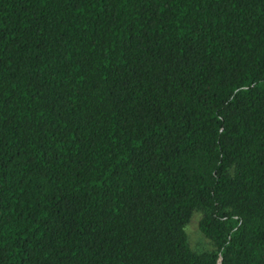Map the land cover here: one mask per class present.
Listing matches in <instances>:
<instances>
[{
  "label": "trees",
  "instance_id": "trees-1",
  "mask_svg": "<svg viewBox=\"0 0 264 264\" xmlns=\"http://www.w3.org/2000/svg\"><path fill=\"white\" fill-rule=\"evenodd\" d=\"M0 264H264V0H0Z\"/></svg>",
  "mask_w": 264,
  "mask_h": 264
},
{
  "label": "rangeland",
  "instance_id": "rangeland-1",
  "mask_svg": "<svg viewBox=\"0 0 264 264\" xmlns=\"http://www.w3.org/2000/svg\"><path fill=\"white\" fill-rule=\"evenodd\" d=\"M200 218V213L195 212L189 223L187 224L186 231L188 234V238L190 244L196 249H205L209 248L210 244L209 241L201 234L198 228V221Z\"/></svg>",
  "mask_w": 264,
  "mask_h": 264
}]
</instances>
